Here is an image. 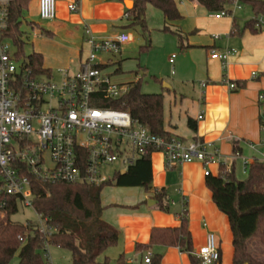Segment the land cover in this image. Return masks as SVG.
Returning a JSON list of instances; mask_svg holds the SVG:
<instances>
[{"label":"crops","instance_id":"crops-1","mask_svg":"<svg viewBox=\"0 0 264 264\" xmlns=\"http://www.w3.org/2000/svg\"><path fill=\"white\" fill-rule=\"evenodd\" d=\"M74 1L57 0L56 18L42 31L51 39L48 48L58 51L59 58L64 61L65 65L60 69H76L78 62L86 56L85 26L98 38H114L121 31H128L132 40L121 46L119 54L134 41L132 31L142 33L138 31L139 28L128 27L130 22L126 14L133 7L134 0H77V10L70 11L68 5ZM174 1L181 14L176 20L166 19L160 10L147 4V30L141 34L145 37V51L170 43L166 34L175 36L177 47L182 52L181 63L196 73L193 79L197 83L192 86L186 84L192 80V76L176 77L167 82L162 78L156 79L162 87L159 93L163 95L164 129L186 143L194 138L207 142V151H217L222 162L234 160L237 177L244 178L243 160L249 163L253 160L264 162V98L259 99V95L264 94V26L256 33L244 29L236 34L233 32L234 23L243 29L250 18L237 13L216 17L214 14L220 10H211L199 0ZM31 2H34L38 14V0H31L29 4ZM128 2L132 4L130 8L127 7ZM231 5L232 0H229L222 9H230ZM261 16L264 19V12ZM178 35L183 39L184 49L179 48ZM227 48L233 49L234 53L229 55L223 67L210 54ZM139 49L142 51L141 47ZM175 57V54L168 57L171 74L174 73ZM123 60L125 58L114 61L108 55L100 57V61L108 65L105 72L117 83L127 84L137 81L140 76L144 78L146 66L135 63L129 71H124ZM117 62H120V70L115 73ZM138 66L140 71L134 75ZM253 72L256 73L255 77L252 76ZM49 76H52L51 70ZM223 78L236 82L239 89L231 91L221 85ZM201 82H205L206 86L201 87ZM188 117L195 120V131L187 126ZM233 140L238 142L240 150L236 158L232 154ZM150 164L151 186L153 190L166 191L169 211L159 210L152 193L141 187H103L100 194L103 206L101 217L119 230V240L106 249L109 254L106 256L116 260L123 255L126 264H147L143 258L153 252L161 254L160 264H192L188 254L177 247L153 246L144 251L136 249V244L149 242L152 227L179 226L184 201L193 252L204 244L206 235L212 232L217 238L220 252L217 264H232V233L228 219L212 201V194L205 184V169L211 175H217L218 162L203 165L192 161L167 168L163 155L153 152L150 154Z\"/></svg>","mask_w":264,"mask_h":264},{"label":"built area","instance_id":"built-area-1","mask_svg":"<svg viewBox=\"0 0 264 264\" xmlns=\"http://www.w3.org/2000/svg\"><path fill=\"white\" fill-rule=\"evenodd\" d=\"M239 1L232 0V4L240 8ZM9 2L0 0V194L16 196L17 207L22 204L34 210L32 179L98 186L109 179L104 174L106 167L118 163L121 169L117 171L126 170L142 155L153 152L163 155L167 168L192 161L203 165L222 162L218 152L207 151L209 144L200 138L187 143L176 136L166 138L132 120L125 110L93 105L101 94L117 99L130 88L129 84L115 82L100 61L101 56L114 54L131 41L129 32L121 31L114 38H98L85 26L86 56L76 69H59V77L54 80L52 76L34 74L28 60L19 59L12 52L3 35ZM56 3L57 0H38L39 18L55 19ZM77 8V0L68 5L70 11ZM231 13V9H221L214 16ZM263 26L264 19L259 15L256 27ZM232 53L234 50L227 48L212 51L210 57L225 67ZM200 85L205 87L206 83ZM221 85L231 91L239 89L236 82L227 78L221 80ZM263 98L264 94H260L259 99ZM242 164L246 172L249 161L243 160ZM204 174L210 172L205 169ZM184 208L183 201L181 213ZM36 215L35 224L47 238L52 227L46 218ZM48 245L45 239L43 256L51 264ZM192 254L200 264H217L220 252L215 234L209 232L204 244ZM143 261L148 264L150 255Z\"/></svg>","mask_w":264,"mask_h":264},{"label":"trees","instance_id":"trees-1","mask_svg":"<svg viewBox=\"0 0 264 264\" xmlns=\"http://www.w3.org/2000/svg\"><path fill=\"white\" fill-rule=\"evenodd\" d=\"M31 0H10L7 7V25L4 37L12 40L17 55L23 54L21 18ZM211 10H221L229 0H199ZM252 8L254 17L244 23L243 29L234 23L233 32L242 33L244 29L258 32L256 19L264 12V0H245ZM152 5L162 12L168 20L181 17L174 0H134L133 7L127 10L128 27L147 30L145 7ZM135 29V30H136ZM179 48L184 49L183 39L178 35ZM146 49L147 46H141ZM34 74L49 76L50 70L43 67L40 53L32 52L26 58ZM114 72L120 70L117 62ZM108 67L103 64L102 68ZM140 66L134 71L136 75ZM142 70V68H141ZM156 80V78L153 77ZM127 83L128 92L117 99L99 95L93 105L103 108L122 109L129 112L132 120L147 127L151 132L166 138L174 136L164 129L162 93H143L141 82ZM157 81V80H156ZM239 86V85H238ZM187 126L196 130L194 119L187 118ZM238 142H232V154H239ZM150 154L142 155L124 173L115 172L105 183L93 186L85 184L52 183L32 179L34 211L47 219L52 232L46 238L39 232L35 223H20L11 219L17 211L18 198L0 194V264H9L17 254V264H47L43 253L46 239L49 245L69 250V264H126L120 255L114 262L104 256L102 263L97 259L107 248L119 240V230L105 222L101 215L103 206L100 194L103 187H141L152 193L155 206L164 212L169 211V199L164 189L153 190ZM205 184L212 194V201L228 219L232 233V264H264V162L251 161L244 178H238L235 161L221 162L217 175H206ZM153 246L177 247L188 254L192 264L200 261L192 254L191 234L188 230L187 209L180 213L177 227H152L149 242L136 244L139 251ZM148 264H160L161 254L150 253Z\"/></svg>","mask_w":264,"mask_h":264},{"label":"rangeland","instance_id":"rangeland-1","mask_svg":"<svg viewBox=\"0 0 264 264\" xmlns=\"http://www.w3.org/2000/svg\"><path fill=\"white\" fill-rule=\"evenodd\" d=\"M239 5L240 8H236L234 4L229 7L232 11L230 16L237 13L246 19H251L254 17L249 3H247L245 0H240ZM52 21L54 20L40 19L38 14H36L34 2L29 4L28 10L23 13L20 26L22 31L21 40L23 42V54L21 56L17 55V57L19 59L25 60L32 52L40 53L43 58V66L45 68H50L51 75L53 79L56 80L59 77L58 71L60 67L64 66L65 64L64 61H62L63 59L59 58L58 51L48 48V41L51 39L42 33V31L46 28L45 26ZM138 31L141 33L140 29ZM131 33L134 36V41L125 46L127 49L120 54L116 52L114 54H109L108 56L114 61L125 58V60L122 61L124 62L122 66L124 71H129L130 68L135 66V63H139L140 66L147 67L146 75L141 82V91L143 93H159L162 90L161 85L155 79H153L152 76H154L156 79L162 78L164 82H167L170 79H175L176 77L192 76V80H188L186 82L187 86L189 84L192 86L197 83V80L195 81V79H193L196 77L195 71H190L186 68V65L181 63L180 56H182V52H180L177 47V40L175 36L166 34L167 38L170 40V43H166L164 46L157 47L155 49L148 48V51H145L146 49H142V51H140L139 47L145 45L143 41V38L145 37L141 35L143 32L138 34L137 31H132ZM7 41L11 45L12 52L17 53V48L13 44L12 40L7 39ZM171 54H175L176 56L174 58L173 74H171L172 66L168 62V57ZM120 169V165L118 163H114L104 169V174L108 178H111L113 172ZM11 219L20 223H25L26 221H31L32 223L38 222V216L34 210L24 207L22 204L18 205L17 211L11 216ZM47 253L51 264H69L71 261V254L69 250L65 248H60L55 245H48ZM106 255L109 254L108 251L105 250L101 255H99L97 261L102 263L104 256ZM17 260V254H15L10 260L9 264H16ZM109 260L114 262L112 258H109Z\"/></svg>","mask_w":264,"mask_h":264},{"label":"water","instance_id":"water-1","mask_svg":"<svg viewBox=\"0 0 264 264\" xmlns=\"http://www.w3.org/2000/svg\"><path fill=\"white\" fill-rule=\"evenodd\" d=\"M130 3H131V2H130ZM131 5H132V4H130V5L127 4V7L130 8ZM124 171H125V170H122L121 173H124ZM154 203H155V201H154ZM244 264H247V263H244Z\"/></svg>","mask_w":264,"mask_h":264},{"label":"bare ground","instance_id":"bare-ground-1","mask_svg":"<svg viewBox=\"0 0 264 264\" xmlns=\"http://www.w3.org/2000/svg\"><path fill=\"white\" fill-rule=\"evenodd\" d=\"M128 4H130V2H128Z\"/></svg>","mask_w":264,"mask_h":264}]
</instances>
